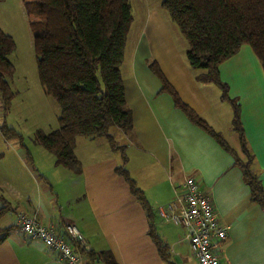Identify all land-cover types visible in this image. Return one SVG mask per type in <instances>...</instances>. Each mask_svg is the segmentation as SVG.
<instances>
[{"label":"crops","instance_id":"0c3cea01","mask_svg":"<svg viewBox=\"0 0 264 264\" xmlns=\"http://www.w3.org/2000/svg\"><path fill=\"white\" fill-rule=\"evenodd\" d=\"M140 10L130 23V50L126 53L125 44L120 66L133 128L128 133L110 129L126 161L103 136L76 138L77 170L57 164L42 145L5 143L10 154L0 173V194L15 210L0 217V264H66L19 230L20 210L59 232L74 223L86 248L83 264H106L98 257L106 250L117 264H169L150 235L151 225L168 245L170 264H199L184 229L158 213L189 174L210 194L219 221L229 227L220 250L222 264H264V210L250 200L249 185L235 157L175 106L148 60L158 63L181 100L241 156L232 105L221 98L216 84L196 79L199 70L189 66L161 0H147ZM219 74L239 105L241 126L255 157L253 168L264 189L263 67L251 46L242 44L220 63ZM122 165L144 195L148 210L117 171Z\"/></svg>","mask_w":264,"mask_h":264},{"label":"trees","instance_id":"16d2710c","mask_svg":"<svg viewBox=\"0 0 264 264\" xmlns=\"http://www.w3.org/2000/svg\"><path fill=\"white\" fill-rule=\"evenodd\" d=\"M24 2L34 34L39 81L59 107L58 126L49 131L37 130L35 140L54 154L57 164L75 170L78 166L73 149L78 136L105 137L113 150L122 151V159L126 161L123 148L116 143L110 129L118 127L128 133L133 128L120 70L133 18L129 0ZM161 7L186 41L185 58L192 69L199 70L196 79L216 84L221 98L232 105V121L242 155L238 156L218 132L181 100L154 59L148 60L149 68L161 81V90L171 95L175 106L233 154L249 185L250 200L264 210V189L253 168L255 157L241 126L239 105L229 96L228 85L219 74L220 63L242 44L251 46L264 70V0H161ZM14 48L13 38L0 27V96L5 109L14 95L8 83L14 71L8 56ZM3 133L9 136L10 132ZM116 169L148 210L144 195L124 165ZM10 210L15 209L0 194V217ZM149 232L161 257L170 264L167 243L152 225ZM98 257L106 264H117L109 250Z\"/></svg>","mask_w":264,"mask_h":264},{"label":"rangeland","instance_id":"374dc122","mask_svg":"<svg viewBox=\"0 0 264 264\" xmlns=\"http://www.w3.org/2000/svg\"><path fill=\"white\" fill-rule=\"evenodd\" d=\"M145 1L147 0H129L135 18L141 13L140 9ZM171 24L173 32L186 51L185 39L175 24ZM0 27L15 42V48L8 56L14 66L13 74L8 78L9 86L14 93L8 109L4 108L0 96V173H2L5 167L3 163L10 154L5 143L9 146L16 143L19 147L24 144L29 148L40 145L35 140V132L39 129L47 131L58 126L59 107L56 101L44 92L39 81L34 34L24 0H0ZM131 33L132 27L127 35L126 53L130 50ZM3 131L11 134L5 136ZM1 183L0 190L3 188Z\"/></svg>","mask_w":264,"mask_h":264},{"label":"built area","instance_id":"2783aa9c","mask_svg":"<svg viewBox=\"0 0 264 264\" xmlns=\"http://www.w3.org/2000/svg\"><path fill=\"white\" fill-rule=\"evenodd\" d=\"M160 217L184 229L189 248L199 264H222L220 250L229 227L216 215L210 194L193 175H186L170 202L158 208ZM19 230L30 239L39 240L66 264H83V239L74 223L65 224L61 232L42 223L24 210L17 212Z\"/></svg>","mask_w":264,"mask_h":264}]
</instances>
